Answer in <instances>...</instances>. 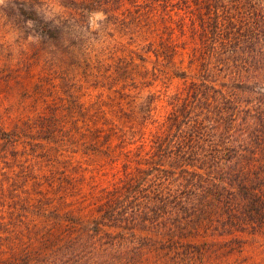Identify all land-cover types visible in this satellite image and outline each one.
Segmentation results:
<instances>
[{"label": "rangeland", "instance_id": "374dc122", "mask_svg": "<svg viewBox=\"0 0 264 264\" xmlns=\"http://www.w3.org/2000/svg\"><path fill=\"white\" fill-rule=\"evenodd\" d=\"M249 150L264 0H0V264H264Z\"/></svg>", "mask_w": 264, "mask_h": 264}, {"label": "trees", "instance_id": "16d2710c", "mask_svg": "<svg viewBox=\"0 0 264 264\" xmlns=\"http://www.w3.org/2000/svg\"><path fill=\"white\" fill-rule=\"evenodd\" d=\"M249 153L250 154L247 156L243 155V152H240L239 156L244 158L246 157L247 162L250 163L251 169L261 170V176L264 177V160H259L258 154L254 151L251 152L249 150ZM248 186H250L248 182H243L240 180L239 190L242 194V197L245 199V202H243L242 205H244L245 209H247L249 213L256 210V214L260 215L262 213L261 215H263L264 209L262 210V208H264V184L261 186V188L252 190H250Z\"/></svg>", "mask_w": 264, "mask_h": 264}]
</instances>
